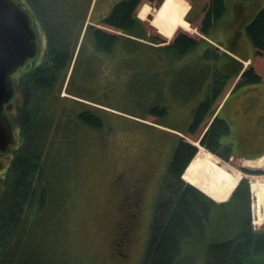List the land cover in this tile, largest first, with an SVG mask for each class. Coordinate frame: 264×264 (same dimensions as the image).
Here are the masks:
<instances>
[{
    "label": "rangeland",
    "instance_id": "374dc122",
    "mask_svg": "<svg viewBox=\"0 0 264 264\" xmlns=\"http://www.w3.org/2000/svg\"><path fill=\"white\" fill-rule=\"evenodd\" d=\"M17 1L33 14L34 63L52 59L53 43L59 46L60 39V49L68 61L51 88L31 95L25 94L30 91L22 85L24 66L12 74L14 93L4 114L13 136L0 154V199L13 179L11 157L32 148L26 139H19V117L25 110L32 118L48 123L38 160L39 165L44 160L45 167L41 175L37 170L31 179L36 200L43 189L46 193L41 214L32 216V224L22 230L26 239L1 248L0 264H7L5 256L13 255L15 264H143L156 206L166 193L167 169L175 146L180 139L196 140L186 128L195 107L211 89L219 90V94L196 137L212 120L210 111L234 77V87L242 83L238 66L253 50L244 26L264 9V0H224L223 16L205 35L177 28L175 33L185 32L199 41L183 56L164 51L162 47L174 36L164 35L150 23L153 11L164 0L141 1L134 15L139 23L137 34L123 35L111 53L95 49L91 29L102 28L100 21L120 0H53L57 12L67 14L63 17L68 22L70 16L72 21L76 18L66 30L50 13L41 16L35 12L34 1L42 10L46 8L44 1ZM185 1L189 7L182 19L196 30L205 0ZM143 11L145 16L141 17ZM223 55L235 61H221ZM155 106L163 107L165 113L152 115L150 109ZM85 110L100 117V128L77 121V115ZM203 158L225 176L237 177V182L222 197H215L209 190L220 192L224 184L211 182L208 168L212 165L203 162L191 178L186 169L184 182L221 205L210 214L202 235L182 241L181 253L173 264H206L210 245L233 239L242 230L264 234V209H259V201L252 206L249 190L255 179L264 182V169L246 167L245 161L251 159L223 160L202 147L192 161L202 162ZM241 180L245 182L241 184ZM209 181L213 188L208 190L205 182ZM244 190L249 191L248 199L239 193ZM130 211L135 216L131 217ZM123 231L125 237L117 241ZM244 264H264V249L250 254Z\"/></svg>",
    "mask_w": 264,
    "mask_h": 264
},
{
    "label": "trees",
    "instance_id": "16d2710c",
    "mask_svg": "<svg viewBox=\"0 0 264 264\" xmlns=\"http://www.w3.org/2000/svg\"><path fill=\"white\" fill-rule=\"evenodd\" d=\"M42 1L45 2L46 8L44 7V10H42L41 6L34 1L37 8L34 9L35 12H39L41 16L50 13L53 18L60 21L63 30L68 29L70 25H74L76 18L72 21L73 17L70 16L71 19L69 18V20L71 22H68L67 18L63 17L67 14L61 12V15L60 12H57L53 0ZM141 1L152 3L156 0H120L114 4L108 15L100 21L99 24L103 27L91 29V40L97 51L111 53L123 35L134 34L133 36H135L137 34L139 23L134 15ZM188 7V2L185 0H164L159 8L153 11L151 25L157 27L166 36H174L171 42H167L166 47H162L164 51L173 52V54L179 56L187 54L199 45V41L191 34L185 32L175 33V30L183 27L189 33L196 31L195 34L198 36L205 35L210 32L215 22L225 12L224 0H205L202 7V17L196 30L195 28L192 30L182 19ZM28 13L32 18V12L28 11ZM140 16H145L144 11L140 13ZM48 30L52 38L51 27ZM117 32H120V34H116ZM244 35L255 50L256 59L252 66H247L241 72L240 78L242 82L254 84L264 80V9H260L244 26ZM51 38L50 42H52ZM61 41L60 39L59 46L53 43L54 45L50 51L54 56L52 59L43 61L39 65L34 63V59L25 63L22 85L24 90L28 89L30 91L29 93L25 92L26 95L49 89L57 81V77L68 61L66 52L63 51V48L60 49ZM192 73L194 72L192 71ZM197 74L200 75L198 72ZM218 94L219 90L211 89L195 107L192 120L186 131L189 136L196 138V142L191 138L187 140L180 139L175 146L167 169L166 193L161 195V199L156 206L152 236L143 264H173L181 253L182 241L202 235L210 214L216 208L217 204L201 190L194 185L185 183L182 175L187 169V175L191 178L193 174L197 173L199 165L203 162H207L208 167L212 165L210 160H206V158H203L202 162L196 159L192 161L198 148H205L223 160H228L230 157L229 145L222 141L229 134V126L225 120L217 115L213 116L212 120L206 123V126H203L200 136L196 137L198 128L205 123V116ZM150 112L155 116L165 113L164 108L158 106L151 108ZM21 113L19 117L21 136L19 139H26L32 148L21 154H15L10 160L9 171L13 174V179L8 191L0 199V249L6 248L11 241L16 240V244H18L26 239V235L23 234L22 230L26 225L32 224V216L34 218L41 214L44 194L46 193L43 189L36 200V192L32 187L31 179L37 170L41 175L45 167L44 160L40 165L38 160L48 123L44 119L32 118L26 110ZM77 121L93 128L102 126L100 117L89 110L78 114ZM244 164L249 168L264 169V155L254 160H247ZM208 169L213 176H211V182L224 184L223 189L216 192L209 190L212 187L210 181L205 182V189H208L210 193L212 192L215 197H222L237 182V177L225 176V173L214 167V165ZM244 182L241 180L240 183ZM249 190L252 206H255L256 202L259 201V209H264V182L255 179L251 182ZM239 193L243 195V199H248L247 194L249 191L244 190ZM27 221L30 222L27 223ZM16 231L20 234L16 235ZM263 249L264 234L252 233L248 229L242 230L233 239L210 245L207 249L206 264H244L246 257L250 254L259 253ZM13 258L14 255L5 256V259L8 260L7 264H15L12 261Z\"/></svg>",
    "mask_w": 264,
    "mask_h": 264
},
{
    "label": "crops",
    "instance_id": "0c3cea01",
    "mask_svg": "<svg viewBox=\"0 0 264 264\" xmlns=\"http://www.w3.org/2000/svg\"><path fill=\"white\" fill-rule=\"evenodd\" d=\"M232 59L228 56L225 58L224 55L221 57L224 62ZM244 59L249 64L242 60L244 64L238 66L240 72L247 65L254 64L255 50L247 53ZM232 61H235V58ZM234 78L210 114L213 117L216 113L229 126V134L222 141L229 145L230 158L254 160L264 155V80L254 84L242 82L234 87L233 83L237 77ZM220 205L221 203H217L215 209Z\"/></svg>",
    "mask_w": 264,
    "mask_h": 264
},
{
    "label": "water",
    "instance_id": "95a60500",
    "mask_svg": "<svg viewBox=\"0 0 264 264\" xmlns=\"http://www.w3.org/2000/svg\"><path fill=\"white\" fill-rule=\"evenodd\" d=\"M35 38L28 13L15 0H0V153L8 148L13 136L3 112L13 96L11 75L36 55Z\"/></svg>",
    "mask_w": 264,
    "mask_h": 264
},
{
    "label": "flooded vegetation",
    "instance_id": "af4514ba",
    "mask_svg": "<svg viewBox=\"0 0 264 264\" xmlns=\"http://www.w3.org/2000/svg\"><path fill=\"white\" fill-rule=\"evenodd\" d=\"M133 204L135 205L136 204V201L134 200L133 201ZM136 208V207H135ZM130 215H131V217H133V216H135V213L134 212H131L130 211ZM125 236H124V231H123V233L121 232L120 234H119V237L118 238H120L119 240L117 239V241H121L123 238H124ZM123 243H116V245H122ZM121 256L123 257V258H125L126 257V255L122 252V254H121Z\"/></svg>",
    "mask_w": 264,
    "mask_h": 264
},
{
    "label": "bare ground",
    "instance_id": "6f19581e",
    "mask_svg": "<svg viewBox=\"0 0 264 264\" xmlns=\"http://www.w3.org/2000/svg\"><path fill=\"white\" fill-rule=\"evenodd\" d=\"M14 93V92H13Z\"/></svg>",
    "mask_w": 264,
    "mask_h": 264
}]
</instances>
